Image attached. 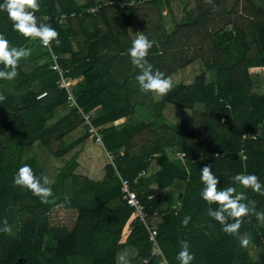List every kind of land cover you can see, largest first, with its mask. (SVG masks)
<instances>
[{"label":"trees","instance_id":"16d2710c","mask_svg":"<svg viewBox=\"0 0 264 264\" xmlns=\"http://www.w3.org/2000/svg\"><path fill=\"white\" fill-rule=\"evenodd\" d=\"M105 1L39 0L35 13L59 33L60 45L53 41L52 48L75 79L77 104L100 128L104 154H112L101 178L76 172L94 139L56 86L44 48L20 61L14 80L0 79L6 97L0 101V227L6 218L13 230L0 232V264H118L121 254L131 264L149 257L147 230L122 200L115 169L133 182L167 264H179L181 240L194 253L191 264H264V219L245 217L239 236L226 234L208 215L218 205L203 200L200 179L201 168L211 165L221 190L235 187L264 213V195L232 179L254 174L264 184V0H112L87 14ZM65 12L76 16L62 25L56 18ZM135 27L153 41L147 57L153 70L174 84L167 96L140 90V70L128 53ZM0 35L10 46L30 48L32 39L15 31L3 10ZM257 131L256 139L242 138ZM25 164L51 180L48 203L13 184ZM56 207L72 210L73 222L53 224ZM185 216L191 217L186 227Z\"/></svg>","mask_w":264,"mask_h":264},{"label":"clouds","instance_id":"9594fccd","mask_svg":"<svg viewBox=\"0 0 264 264\" xmlns=\"http://www.w3.org/2000/svg\"><path fill=\"white\" fill-rule=\"evenodd\" d=\"M206 4H212V0H204ZM215 8V5H213ZM0 10L6 11L8 18L12 21L15 31L23 37L39 40L44 47L51 48L53 41L57 46L60 45L59 33L47 23H38L36 12L40 10L39 0H4L0 4ZM153 47V41L140 33L132 41V46L128 49L132 64L140 70V74L136 76L142 92L154 93L157 96L164 97L172 91L174 84L172 80L165 76L163 72L156 69L149 63L147 57L149 50ZM30 48H17L10 46V43L2 35H0V64L4 65L5 70H0V79L14 80L18 76V68L20 61L31 55ZM6 97L0 94V101ZM201 182L204 184L201 196L207 204H216L218 207L208 208V215L215 219L222 226V230L231 236H239V230L245 223V217L255 215L258 220L264 219V213L256 211V201L247 200L242 194H237L235 187H228L221 190L220 178L212 171L211 165H205L201 168ZM234 183L239 184L244 189H251L253 192L264 195V184H262L258 176L254 174L242 175L237 174L232 177ZM13 184L25 188L31 193L39 197L41 202L48 203L49 198L54 193L51 187V180L48 176H37L30 165H23L19 168L13 179ZM178 214V213H177ZM191 220L190 216H185L182 225L186 227ZM233 222H229V221ZM0 232L11 234V228L5 218ZM248 238L242 243L247 244ZM181 250L178 252L176 259L179 264H191L194 260V253L190 252V245L187 240L180 241ZM118 264H129L126 255L121 254L118 257Z\"/></svg>","mask_w":264,"mask_h":264},{"label":"built area","instance_id":"2783aa9c","mask_svg":"<svg viewBox=\"0 0 264 264\" xmlns=\"http://www.w3.org/2000/svg\"><path fill=\"white\" fill-rule=\"evenodd\" d=\"M140 1L142 0H138V1L128 0L127 4L131 5V4L140 2ZM108 4L112 5L114 4V2L112 0H107L103 3H100V4L98 3L94 6L88 7L86 12L87 14H90V15H96L97 13H99L102 6L108 5ZM121 6H125V5L121 4ZM74 16H76V12H69V13L65 12V13H60L56 19L58 20L60 24L64 25L69 18L74 17ZM36 41H38L40 46L44 48V50L46 51L47 60L50 64V69L53 70L57 75L56 86L59 89H62L66 92V102L70 105V107L75 108L77 110V113L83 118L84 124L88 126V131L90 133L89 136L94 139V143L102 144V136L100 133V128L91 124L90 114L85 112L82 109V107L77 104L76 95L72 89V85L75 82V79L67 75V69L61 65L59 61V56L52 48V44H51V48L49 49V48L44 47L43 44L39 40H36ZM43 95H45V93L40 94L38 97H41ZM226 107H229V106L226 105ZM258 133L259 131L255 133H245L242 135V138L243 139H256L258 136ZM106 155L109 161L112 163L113 162L112 154L106 153ZM176 155L180 159L183 156V154L180 152H177ZM240 155L243 161L247 158L246 153L243 149L240 150ZM115 174L120 181V193H121L122 200H124L127 205H129L130 207L134 209L138 221L145 226L147 230L148 241L152 245V248L149 252V257L142 259L141 262L137 260H133L131 264H146L150 257H160L161 264H167L163 256V253L157 243V227L156 225H150L147 223L148 213L146 211L144 204L140 201V199L137 196V192L132 185L133 182H131L128 178L121 176L116 169H115ZM142 175H144V171H141L139 173V176H142Z\"/></svg>","mask_w":264,"mask_h":264},{"label":"rangeland","instance_id":"374dc122","mask_svg":"<svg viewBox=\"0 0 264 264\" xmlns=\"http://www.w3.org/2000/svg\"><path fill=\"white\" fill-rule=\"evenodd\" d=\"M171 11H175V13L178 12L175 7L174 9L172 8ZM170 27H172V25H170ZM133 30L135 36L137 37V35L140 34L139 29L135 27ZM28 45L32 51H36L35 54L43 50L38 41L32 40ZM78 161L79 166L76 169V172L87 175L93 179L102 177L103 165L108 162L102 147L94 142L90 143L88 147L83 152H81ZM51 216L53 218L52 222L55 225L60 223L71 224L74 220L75 213L72 210H65L63 208L56 207L52 211ZM12 231L13 230H11V232Z\"/></svg>","mask_w":264,"mask_h":264},{"label":"crops","instance_id":"0c3cea01","mask_svg":"<svg viewBox=\"0 0 264 264\" xmlns=\"http://www.w3.org/2000/svg\"><path fill=\"white\" fill-rule=\"evenodd\" d=\"M171 10H172V9H170V11H171ZM171 12H172V11H171ZM168 13H170V12H168ZM173 13H175V11H173L172 14H173Z\"/></svg>","mask_w":264,"mask_h":264}]
</instances>
